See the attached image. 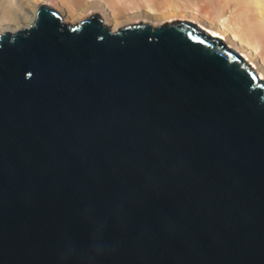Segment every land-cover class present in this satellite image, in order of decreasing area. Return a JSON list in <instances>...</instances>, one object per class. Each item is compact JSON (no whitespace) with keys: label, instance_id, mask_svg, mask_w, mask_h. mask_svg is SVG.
<instances>
[{"label":"water","instance_id":"obj_1","mask_svg":"<svg viewBox=\"0 0 264 264\" xmlns=\"http://www.w3.org/2000/svg\"><path fill=\"white\" fill-rule=\"evenodd\" d=\"M0 264H264V70L189 14L0 29Z\"/></svg>","mask_w":264,"mask_h":264},{"label":"bare ground","instance_id":"obj_2","mask_svg":"<svg viewBox=\"0 0 264 264\" xmlns=\"http://www.w3.org/2000/svg\"><path fill=\"white\" fill-rule=\"evenodd\" d=\"M51 3L67 18L99 10L113 23L132 18L165 20L189 14L201 20L264 70V0H0V29L32 20Z\"/></svg>","mask_w":264,"mask_h":264},{"label":"rangeland","instance_id":"obj_3","mask_svg":"<svg viewBox=\"0 0 264 264\" xmlns=\"http://www.w3.org/2000/svg\"><path fill=\"white\" fill-rule=\"evenodd\" d=\"M55 6V5H54Z\"/></svg>","mask_w":264,"mask_h":264}]
</instances>
